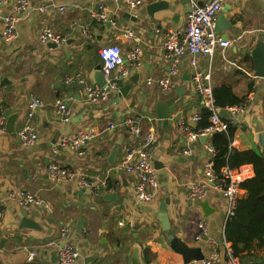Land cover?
<instances>
[{
    "label": "crops",
    "instance_id": "obj_1",
    "mask_svg": "<svg viewBox=\"0 0 264 264\" xmlns=\"http://www.w3.org/2000/svg\"><path fill=\"white\" fill-rule=\"evenodd\" d=\"M131 13L126 5L114 0H29L26 15L16 25V37L5 43L0 28V111L7 118L17 114L15 132L20 128L28 101L37 98L45 104L34 113L33 125L38 139L33 145L22 147L15 135L0 136V196L7 191L20 189L36 194L49 209L23 208L13 203L4 207L0 222V264H58L51 253L59 247L71 246L80 252L73 264H133L132 250H137V264H181L182 258L169 246L158 220L159 205L168 197L166 212L173 234L190 248L200 249L203 257L217 249L224 262L225 205L214 183L203 187L200 198L191 196L193 185L203 181V164L209 159L206 145H212L211 135L202 143L192 142L190 156H184L187 139L178 129L181 121L195 128L194 115L201 116V101L193 91L192 68L189 55L179 63V75L172 89L163 92L155 83L146 85V79L159 78L169 71L164 58L160 32L167 29H184L188 0H142ZM200 5L208 0H196ZM156 2H164L162 10L147 11ZM66 6L65 11L55 7ZM103 7L105 22L90 19V12ZM11 5L3 7L9 12ZM43 9V10H42ZM223 16L230 28L216 32L232 44L224 51L216 50L212 57H197V67L208 73L212 91L229 88L247 105L240 113L220 109L219 118L228 123L233 135L231 151H252L264 158V79L255 77L250 51L264 39V0H225ZM149 12L151 14H149ZM130 14L132 18L126 16ZM114 23V25L111 24ZM74 23H89L87 31L72 28ZM45 28L65 38L55 44L56 49L42 44L38 34ZM132 30L136 38H125L123 32ZM158 31V32H157ZM115 43L125 55L139 46L142 53L138 63L129 67V77L118 88L130 85L125 97L111 92L102 103L86 101L85 86L95 84V67L101 65L98 50ZM76 75L79 84L64 83V77ZM136 76L137 83L130 81ZM183 77H190L189 80ZM6 79L5 82H3ZM2 86V87H1ZM68 98L72 109L68 124L59 123L53 101ZM166 104V124L156 119L155 106ZM140 116L145 134L155 130L158 145L152 152L159 189L150 203H137L132 197L130 175L119 168L123 149L133 137L123 125L127 118ZM153 119L148 122L146 119ZM111 125L115 127L109 129ZM78 133L90 134L84 155L64 149L54 153L53 147L60 137ZM115 143L118 150L109 164L107 157ZM58 163L85 177L87 181L104 180L111 190L94 196L78 195L75 182L55 183L47 174V167ZM240 179L254 177L251 164L233 168ZM111 196L107 199L108 195ZM247 197L240 189L239 200ZM200 202L208 203L205 213ZM238 205V204H237ZM40 209V210H39ZM237 209V208H236ZM39 210V211H38ZM33 221L38 230L21 228L22 212ZM38 217H36V215ZM235 216V215H234ZM205 221L208 234L195 241L197 223ZM82 230H78V223ZM67 229L64 237L60 230ZM214 241L217 246H213ZM236 256L240 262L264 261V233L239 244ZM30 253L34 254L27 260ZM189 264H199L191 262Z\"/></svg>",
    "mask_w": 264,
    "mask_h": 264
},
{
    "label": "built area",
    "instance_id": "obj_2",
    "mask_svg": "<svg viewBox=\"0 0 264 264\" xmlns=\"http://www.w3.org/2000/svg\"><path fill=\"white\" fill-rule=\"evenodd\" d=\"M122 1L131 13L135 12L142 4V0H114L118 3ZM157 1V0H153ZM189 8L186 13V25L184 29H167L160 32L162 40V49L164 58L169 62V71L163 77L147 78L146 85L155 83L163 92H169L172 89L173 80L179 75V63L181 58L189 55V66L192 68L191 83L193 91L199 96L201 101V109L208 112V126L199 131H195L184 122L178 123V129L187 139L185 149L182 150L184 156H190L192 152V142L201 136H209L212 133H226L228 123L219 118L218 108L214 103L213 92L210 86V78L208 73L200 71L197 67V57L211 58L216 50L221 52L228 48L232 42L221 39L214 30L216 16L223 9L225 0H208L203 4L197 3L196 0H188ZM11 5L10 11H3V7ZM29 8V0H0V28L1 36L5 43L11 42L16 37V25L26 15ZM59 11H65L66 6L60 5L55 7ZM43 10V9H42ZM91 20L100 22L106 21L103 7H99L97 11H91ZM114 25L113 22H111ZM72 28H81L84 32L88 30L89 23H74ZM158 32V31H157ZM125 38H136L132 30L123 32ZM40 43H63L65 38L55 34L49 28L43 29L38 34ZM142 50L139 46L134 47L125 55L122 53L118 44L111 43L103 45L98 50V57L101 62V71L104 76V85L95 84L85 86L86 101L91 104H98L106 101L111 92L118 91L119 82L129 77V67H134L138 63ZM76 75L64 77V83L71 85L73 82L79 84L83 80ZM68 98H56L53 101V108L56 117L61 124H68L72 109ZM247 102L242 105L227 107L225 109L232 113H240L244 110ZM45 104L37 98L31 97L27 105L26 116L15 132L20 146L26 147L33 145L38 139L35 127L33 125L34 113L37 108L44 107ZM143 117L135 116L127 118L123 121V125L133 137V142L125 146L122 152L119 168L131 176V191L135 202L150 203L154 200L156 192L159 189L157 173L152 162V152L158 145L155 130L150 128L143 133L142 130ZM200 116L194 115L191 121L197 125ZM7 115L0 111V136L6 133ZM152 122L151 119H146ZM111 125L109 129L114 128ZM91 135L86 133H78L73 136L60 137L53 147L54 153L64 149L73 151L80 155H84L85 144L90 140ZM205 150L209 153V159L203 164V181L193 185L190 193L193 198L203 197V187L206 184L216 185L225 205V220L232 219L235 215L236 207L239 201V193L241 183L243 182L239 175L227 164L214 171L215 154L213 145H206ZM49 178L55 183L75 182L78 188L86 193L94 196L103 190H111L106 179L95 181H87V179L76 172L58 164L51 163L47 167ZM8 203H13L23 208L39 207L49 209V205L40 199L36 194L23 191L20 189H12L6 194L0 196V222L4 215V207ZM67 233L66 228L60 230V236L64 237ZM208 228L206 222L201 220L197 223V232L194 236L195 241H199L202 237L207 236ZM224 242V262L225 264H264V261L240 262L233 254L232 249ZM213 246L217 244L212 241ZM56 256L58 264H73L79 257L80 252L71 246H62L57 248ZM34 257L30 253L27 260ZM222 258L217 249L212 250L209 255L199 261V264H220ZM184 264V263H181Z\"/></svg>",
    "mask_w": 264,
    "mask_h": 264
},
{
    "label": "trees",
    "instance_id": "obj_3",
    "mask_svg": "<svg viewBox=\"0 0 264 264\" xmlns=\"http://www.w3.org/2000/svg\"><path fill=\"white\" fill-rule=\"evenodd\" d=\"M212 92L214 103L219 109L239 106L245 102L238 99L226 87ZM200 117L194 128L195 131L203 130L208 126V112L202 110ZM232 135L233 131L228 126L226 133H212L211 139L215 151L213 159L216 173L226 164L231 168L241 164H251L254 171L252 179L243 180L241 183V189L246 190L247 197L238 201L235 216L225 223L223 230L224 239L231 244L232 252L237 256L240 252L239 244L264 233V158L252 151H231L229 144Z\"/></svg>",
    "mask_w": 264,
    "mask_h": 264
},
{
    "label": "water",
    "instance_id": "obj_4",
    "mask_svg": "<svg viewBox=\"0 0 264 264\" xmlns=\"http://www.w3.org/2000/svg\"><path fill=\"white\" fill-rule=\"evenodd\" d=\"M163 7H164V2H156V3L152 4L151 6H149L147 11H154L155 12L158 10H162ZM225 11L226 10L222 9V11L219 12L216 16L215 23H214L215 32H221L222 30L230 28V23L228 22V20H226L224 18L223 14H222ZM149 14H151V13L149 12ZM126 16H129V18L135 19V21H136L137 17L132 18L130 16V14H127ZM221 38L225 39L226 36L221 35ZM48 47H51L52 49H56L59 46H57L53 43H49ZM250 57L252 59V68H253L254 76L264 79V39L259 40L255 44L253 49L250 51ZM95 70H96V72L94 74V79H95L96 85H98V86L104 85V76H103V73L101 71V66L100 65L96 66ZM183 78L186 80L190 79V77H183ZM3 80H4L3 82L6 81V79H3ZM130 81L132 83L136 84L137 83L136 76L132 77L130 79ZM129 89H130V85L124 86V87L119 89V94L122 97H125L126 94L128 93ZM218 111H220L219 108H218ZM154 112H155L156 119L161 121V122H164V124H166V122L168 121V111H167L166 104L163 101H159L156 103ZM16 118H17V114H12L6 120V132L11 134V135H15V120H16ZM206 139H207L206 136L199 137V140L202 143H204L206 141ZM118 148H119L118 143H115L114 146L112 147V150L110 151V153L107 157V161L109 162V164H112L111 160L115 156V154L117 153ZM262 149L264 150V143L262 144ZM81 194L83 197H86V194L83 193V191L79 189L78 195H81ZM111 196H114V195L109 194L106 197H108L107 199H110ZM168 204H169V200H168V197H166L164 199V201L161 202L159 205V212H158L157 217H158V220L161 224L162 231L166 232L165 237L169 243L170 248L175 253H177L181 256L182 262L184 264H189L191 262L201 261L204 257L202 255L200 249L188 247L184 242H182L178 237H176L173 234V229L170 227L168 217H167V212H166V208H167ZM199 206L202 207V209L204 210L205 213H208L209 207H208L207 202H200ZM22 217L23 218H22L21 223H20L21 228H28V229H33V230L39 229V227H37V225L33 221H31L30 219L27 218V212L26 211L22 212ZM36 217H38V215H36ZM82 226H83L82 223L79 222L78 223V230L79 231L82 230ZM131 258L133 259L132 263L137 264V261H136L137 250L136 249L132 250ZM51 260L53 262H55V260H56L55 252L51 253Z\"/></svg>",
    "mask_w": 264,
    "mask_h": 264
}]
</instances>
